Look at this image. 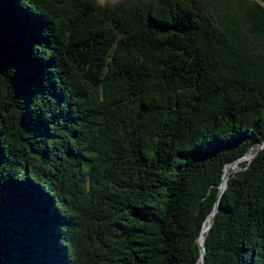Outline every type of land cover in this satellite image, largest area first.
Instances as JSON below:
<instances>
[{
    "label": "trees",
    "instance_id": "trees-1",
    "mask_svg": "<svg viewBox=\"0 0 264 264\" xmlns=\"http://www.w3.org/2000/svg\"><path fill=\"white\" fill-rule=\"evenodd\" d=\"M202 235L264 264V0H0V264H200Z\"/></svg>",
    "mask_w": 264,
    "mask_h": 264
},
{
    "label": "water",
    "instance_id": "water-1",
    "mask_svg": "<svg viewBox=\"0 0 264 264\" xmlns=\"http://www.w3.org/2000/svg\"><path fill=\"white\" fill-rule=\"evenodd\" d=\"M260 148H262L261 145L259 146L258 149H260ZM246 156H247V155H245V156H243L242 158L237 159L236 161L231 162V163H229V164H236L237 162H240V161L243 160V159H247L248 161H251L254 155H250L248 158H247ZM229 164H227V165H229ZM227 165H226V167H225L224 179H223V182H222L221 187H220V190H221V191H220V195L224 192V190H225V188H226V182H224V181H225L226 177H227V179H228V176H229V174H230V173L226 170V169H227ZM237 168H238V167H237ZM235 170H236V169H235ZM223 184H224V185H223ZM218 206H219V205H218V203H217L216 206H215V209H214L213 213L210 215L209 220H211V221H210L209 225L204 229L203 233L207 232L208 229H209V227L212 225V219L215 217V214H216V212H217V210H218ZM202 237H203V241H202L203 248H202V256H201L200 264H206V256H205L206 247H205V241H204V236H203V235L200 237V240H201Z\"/></svg>",
    "mask_w": 264,
    "mask_h": 264
},
{
    "label": "rangeland",
    "instance_id": "rangeland-1",
    "mask_svg": "<svg viewBox=\"0 0 264 264\" xmlns=\"http://www.w3.org/2000/svg\"><path fill=\"white\" fill-rule=\"evenodd\" d=\"M98 1L101 2V3H108V2L109 3H114V2H117L119 0H98ZM250 155L251 154H248L246 157L248 158ZM242 161H247V159H243L240 162H242ZM238 166H239V163L236 166L233 167V170L237 169Z\"/></svg>",
    "mask_w": 264,
    "mask_h": 264
},
{
    "label": "bare ground",
    "instance_id": "bare-ground-1",
    "mask_svg": "<svg viewBox=\"0 0 264 264\" xmlns=\"http://www.w3.org/2000/svg\"><path fill=\"white\" fill-rule=\"evenodd\" d=\"M239 162H237L236 164H229V165H227V171L230 173L232 170H233V167L234 166H236L237 164H238ZM227 181V177H226V179H225V181L224 182H226ZM224 185V184H223ZM206 228V227H205ZM203 241V237L201 238V242Z\"/></svg>",
    "mask_w": 264,
    "mask_h": 264
}]
</instances>
